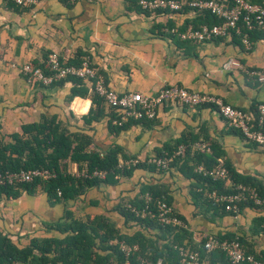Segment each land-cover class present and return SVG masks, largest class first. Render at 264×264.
Masks as SVG:
<instances>
[{"label": "crops", "instance_id": "crops-1", "mask_svg": "<svg viewBox=\"0 0 264 264\" xmlns=\"http://www.w3.org/2000/svg\"><path fill=\"white\" fill-rule=\"evenodd\" d=\"M194 17L193 11H136L129 0H41L23 8L0 0V137L11 141L12 134L22 132L23 124L38 122L43 115L56 117L69 131L90 135V148L105 151L119 145L125 156L132 157L124 159L120 154V164L132 165L154 161L159 151L191 132L199 138L195 143H217L224 152L219 158L229 161L239 173L264 176V145H256L233 130L213 105L168 102L158 107L152 119L130 122L113 133L107 114L99 121L84 122L82 116L89 111L91 99H69L72 82L45 86L21 72L24 63L41 62L50 52L71 57L80 50L88 54L108 87L118 94L153 95L164 85H178L256 114L257 105L264 103V82H257L247 72L264 68V37L249 39L247 47L242 35L231 31L227 36L190 43V49L153 30L156 24L163 25L165 31L170 24L178 28ZM228 59L238 60L242 67L224 69ZM104 109L109 111L106 105ZM192 150H198L195 144ZM67 170L76 173L77 164L67 162ZM192 183L178 166L137 168L114 184L101 183L88 189L70 200L67 208L77 217L104 214L121 231L132 233L134 229L124 227L115 207L136 197L144 185H157L167 189L193 241L199 243L208 234L232 232L247 236L257 251L264 250V231L250 233L253 219L263 211L246 206L237 215H204L193 202ZM64 210L62 203L50 205L42 190L4 197L0 200V231L18 246L27 245L32 237L57 236L45 223L59 220Z\"/></svg>", "mask_w": 264, "mask_h": 264}, {"label": "trees", "instance_id": "trees-1", "mask_svg": "<svg viewBox=\"0 0 264 264\" xmlns=\"http://www.w3.org/2000/svg\"><path fill=\"white\" fill-rule=\"evenodd\" d=\"M129 1L133 3L136 11L141 10L139 0ZM248 1L264 5V0ZM8 2L17 8L25 7ZM67 2L69 1L67 0ZM128 8L130 7L128 6ZM187 11H193L195 17L186 20L180 27H175L177 32L184 31L189 27L197 28L202 24L212 25L222 21L220 17L206 9L184 6L178 10V12ZM144 12L147 13L148 11ZM240 26L242 31L247 34L248 39L264 37V27L255 25L252 30H247L244 24L240 23ZM166 28L168 31H165L161 24L153 26V30L156 29L159 35L170 37L179 47L192 48L190 43L193 42L181 40L176 33L170 32L173 24ZM232 33L235 35L234 31ZM239 37L241 36L239 35ZM50 53L41 62L35 61L30 62V64L33 67H39L46 73L50 72L47 63ZM191 54L196 55L195 52H191ZM59 59L62 65H78L83 60L88 59L93 69L103 76L90 61L88 54L83 51L79 50L71 57L59 55ZM66 81L72 82L69 99L74 96L91 99L89 111L82 116L86 124L99 121L107 114L109 116V130L117 133L129 126L130 122L145 120L130 118L128 121L122 122L121 125H117L113 122V120L120 118L117 109L108 105L105 99L95 92L91 79L66 77L54 81L50 85H62ZM105 105L109 108L108 112L104 109ZM253 117L256 119V114ZM252 125L256 126L255 120L252 121ZM233 130L242 135L239 130L234 128ZM198 140L199 138L193 133L185 132L177 138L173 145H167L164 150L159 151L155 158L167 159L165 169L170 166H178L185 176L193 180L191 185L193 202L204 215L210 214L217 218L226 214H233L225 209V203L217 201L215 197L221 194L235 193L238 184L251 187L264 199V176L239 173L229 161H224L228 171L225 179H213L210 175L198 171L199 166H202L204 170H212L217 164V159L224 155L221 147L215 142L207 143L210 148L209 152L193 151L192 144ZM91 142V137L87 133L71 132L57 121L56 117L44 115L38 122L23 124L22 132L12 134L11 141L6 142L0 137V172L45 168L54 174L47 180L34 178L28 182L1 185L0 200L4 197H19L22 192L33 195L38 190H42L50 205L62 203L65 206L63 217L57 221L45 223L47 228L58 233L57 236L32 237L27 245L18 246L7 233L0 231V264H125V257L119 246L110 243V240L115 239L139 245L138 252L130 257V264H139L138 256L151 260L161 258L163 264H181L178 247L199 249L206 264H230L223 252L212 251L207 253L201 242L193 241L188 227L163 226L157 222L155 217L150 215L136 216L132 208L138 210L143 208L146 193L151 196L150 209L152 212L156 211L157 199H162L172 205L167 189L157 185H144L136 197L127 200L125 203H119L115 207L117 213L123 218L124 227L134 229L132 233L121 231V228L117 227L113 220L101 213L86 214L81 217L75 216L67 208V203L70 200H76L88 189L101 183L114 184L121 177H130L137 168L162 169L155 161L151 160L138 161L132 165L120 164V154L124 159L132 157L125 156L119 145L113 144L105 151H99L90 148ZM254 144L258 145L257 143ZM180 146L182 151L177 155L175 152ZM67 162L77 164L76 173L67 170ZM95 170L104 171V177L92 175ZM238 206L240 211L243 207L249 206L264 212V209L249 199L239 202ZM179 216L185 221L182 215L179 214ZM261 231H264V213L256 216L250 225L251 234H258ZM217 236L220 239H237L245 252L264 261V250L257 251L247 236L232 232L217 234Z\"/></svg>", "mask_w": 264, "mask_h": 264}, {"label": "built area", "instance_id": "built-area-1", "mask_svg": "<svg viewBox=\"0 0 264 264\" xmlns=\"http://www.w3.org/2000/svg\"><path fill=\"white\" fill-rule=\"evenodd\" d=\"M18 6H34L41 0H8ZM74 2L75 0H68ZM140 8L144 11L155 12L156 10L178 11L184 6L196 9H206L222 19L216 24H202L197 28L189 27L184 31L177 32L175 27L170 29L171 33L181 40L191 42H202L213 37L227 36L231 31L242 35V41L250 47V41L240 26L244 24L247 30H252L255 25L264 27V5L252 3L248 0H139ZM47 63L50 72L46 73L39 67H33L29 62L21 66V72L28 80L39 82L41 85H50L54 81L66 77L87 78L93 81V89L102 96L106 103L115 107L120 115L114 123L121 125L122 122L133 119H152L156 115L158 107L168 102H179L183 105L198 106L201 104H210L215 106L220 115L226 120L227 124L239 130L243 137L258 145H264V103H259L256 107V119L250 113L241 108L233 106L223 101L220 97L203 92L188 90L178 85H164L160 87L153 95L143 94L141 92H126L118 94L110 89L104 77L97 73L90 65L89 60L85 59L78 65H62L59 55L56 52L49 54ZM241 63L236 59H228L223 63V68L230 70L241 68ZM257 82H264V68L251 69L247 72ZM256 121V126L252 121ZM195 147L200 152H209L210 148L205 143L197 142ZM180 146L175 154H180ZM165 158H157L154 161L162 168L166 167ZM198 171L210 175L213 179H225L228 171L224 161L217 159V164L212 170H204L202 166ZM83 174V173H82ZM92 175L104 177V171L95 170ZM54 174L45 168H34L19 171L0 172V186L4 184H15L18 182H28L34 178L47 180ZM237 191L231 194H221L216 196L217 201L225 203V209L231 211L234 215L240 212L238 203L243 200H251L253 203L264 209V199L249 186L242 184L236 185ZM145 204L140 210L132 208L136 216L144 217L150 215L155 217L157 222L163 226L188 227L187 223L179 216L174 207L162 199H157L155 208L150 209L151 196L149 193L144 195ZM203 249L209 253L212 251H221L225 254L230 264H264L263 260L256 258L253 254L247 253L242 248L237 239H220L216 234H208L199 241ZM111 244H117L125 257V264H130V257L138 252L137 243L129 244L124 240H110ZM181 256V264H206L202 259L199 249L189 247H178ZM139 264H163V260L158 258L151 260L137 257Z\"/></svg>", "mask_w": 264, "mask_h": 264}]
</instances>
